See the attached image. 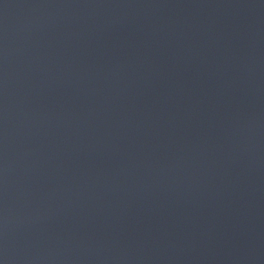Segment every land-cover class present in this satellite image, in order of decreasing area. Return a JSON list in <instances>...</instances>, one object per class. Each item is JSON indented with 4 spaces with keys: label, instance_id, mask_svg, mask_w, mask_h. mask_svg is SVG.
Instances as JSON below:
<instances>
[{
    "label": "water",
    "instance_id": "water-1",
    "mask_svg": "<svg viewBox=\"0 0 264 264\" xmlns=\"http://www.w3.org/2000/svg\"><path fill=\"white\" fill-rule=\"evenodd\" d=\"M0 264H264V0H0Z\"/></svg>",
    "mask_w": 264,
    "mask_h": 264
}]
</instances>
